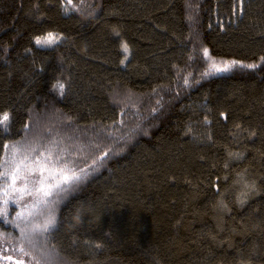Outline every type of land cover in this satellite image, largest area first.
<instances>
[{"label":"trees","instance_id":"trees-1","mask_svg":"<svg viewBox=\"0 0 264 264\" xmlns=\"http://www.w3.org/2000/svg\"><path fill=\"white\" fill-rule=\"evenodd\" d=\"M4 112L3 252L264 264V0H0Z\"/></svg>","mask_w":264,"mask_h":264},{"label":"snow or ice","instance_id":"snow-or-ice-1","mask_svg":"<svg viewBox=\"0 0 264 264\" xmlns=\"http://www.w3.org/2000/svg\"><path fill=\"white\" fill-rule=\"evenodd\" d=\"M240 3L242 4L243 0H240ZM58 39H59V37L57 34L49 32V33H47V35L35 37V44L38 46H51V45L56 44ZM123 50L125 52L128 51V46L126 44L123 46ZM204 55L205 56L209 55L207 49L204 50ZM235 63H236L235 61H233L231 63H226L223 68H217L215 63H213L212 67L215 68L217 71H228V70H230L231 67H233L235 65ZM246 67L254 68V67H256V65H246ZM53 87L57 88L61 92H63L64 84L57 82V84L53 85ZM9 121H10L9 113L4 112V113L0 114V126L7 128ZM14 155H15V150H13V159H14ZM37 163H39V162H37ZM35 170H39L41 172V174L44 171L43 168L33 169V171H35ZM19 171H20V169H19V167H17L12 171L5 170L4 172L0 173V178L4 179V181H5V187L3 189L4 199L2 201L4 207L0 208V218H3V221L5 223H11V221L7 220V216H8L7 205L9 204V197L11 196L12 193H17V192L21 193V195H22L27 189V185H25V187H23V188H17L16 187L17 181L22 178L18 174ZM68 179L69 178L65 176L64 182H67ZM9 181H10V183H9ZM39 183L41 184V187L38 189V191H42L45 196L50 195V192L45 190L43 187V180L39 181ZM56 186L59 187V182ZM13 203H15V201H13ZM22 217H23L22 213H17V218H22ZM20 251L22 253H24L25 255H27V253L24 252L23 247L20 248ZM6 259H11V257H6ZM18 264H23V262L20 261V262H18Z\"/></svg>","mask_w":264,"mask_h":264},{"label":"rangeland","instance_id":"rangeland-1","mask_svg":"<svg viewBox=\"0 0 264 264\" xmlns=\"http://www.w3.org/2000/svg\"><path fill=\"white\" fill-rule=\"evenodd\" d=\"M37 189V188H36ZM42 204L36 203L35 201H31V206H29V212H35L36 210H40ZM6 257H11V259H6ZM22 261L23 264H29L24 260L23 256H13L10 253L3 252L0 250V264H18V262Z\"/></svg>","mask_w":264,"mask_h":264}]
</instances>
